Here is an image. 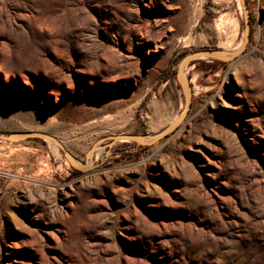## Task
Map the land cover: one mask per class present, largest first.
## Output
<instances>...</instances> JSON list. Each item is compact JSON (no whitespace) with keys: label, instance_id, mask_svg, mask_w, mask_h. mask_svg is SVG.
<instances>
[{"label":"rangeland","instance_id":"obj_1","mask_svg":"<svg viewBox=\"0 0 264 264\" xmlns=\"http://www.w3.org/2000/svg\"><path fill=\"white\" fill-rule=\"evenodd\" d=\"M246 1L244 52L186 66L181 125L109 147L180 115L183 56L239 49L238 0H0V133L91 166L0 140V264H264V0Z\"/></svg>","mask_w":264,"mask_h":264},{"label":"water","instance_id":"obj_2","mask_svg":"<svg viewBox=\"0 0 264 264\" xmlns=\"http://www.w3.org/2000/svg\"><path fill=\"white\" fill-rule=\"evenodd\" d=\"M241 12H242V18H243V30H242V44L234 52L226 53L222 50H200L195 51L189 54H186L181 58L177 65L176 73H175V80L177 84L179 85L184 100H183V108L180 113V115L167 127H165L161 132L157 133L156 135H153L150 138H143L141 136L137 135H115L112 137V140L110 143H108L107 146L113 145L115 142H132L136 145H151L156 143L157 141L163 139L170 133H172L177 127L181 125V123L186 118L190 107H191V97H192V90L188 83L187 78L184 75V70L186 66L195 60L200 59H211L215 61L220 62H228L232 60L233 58L241 55L244 50L247 47L248 38H249V13L247 9V1L246 0H238ZM27 139H38L41 141L51 142L54 145L59 148L62 153L64 154L67 161L70 163V165L77 171L85 172L91 169V166L86 163L83 166L79 165L75 159L72 157V155L64 148V146L61 144L59 140H57L54 136L44 133V132H37V131H29V132H23L19 134H3L0 133V140L2 141H23ZM96 146H93L89 149V151L86 153V160H88L96 150Z\"/></svg>","mask_w":264,"mask_h":264},{"label":"bare ground","instance_id":"obj_3","mask_svg":"<svg viewBox=\"0 0 264 264\" xmlns=\"http://www.w3.org/2000/svg\"><path fill=\"white\" fill-rule=\"evenodd\" d=\"M236 47H238V45H236ZM246 74H247V67L244 64L236 63L228 69L226 76H225V82L227 85L232 86V87L233 86L235 87V85L239 86V84L243 83V81L245 80ZM226 94L231 95L232 97L238 95V93H235V92H227ZM220 100L222 103V99ZM51 145L54 151L58 154L57 146L54 145L53 143ZM89 160L90 158L87 161L89 162Z\"/></svg>","mask_w":264,"mask_h":264},{"label":"trees","instance_id":"obj_4","mask_svg":"<svg viewBox=\"0 0 264 264\" xmlns=\"http://www.w3.org/2000/svg\"><path fill=\"white\" fill-rule=\"evenodd\" d=\"M209 61H211V62H213V63H216V61H214V60H211V59H209ZM194 62H199L198 60H195V61H192V62H190L189 64H191V63H194ZM218 63V62H217ZM134 147L135 146H137L136 144H132Z\"/></svg>","mask_w":264,"mask_h":264}]
</instances>
